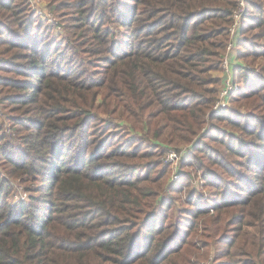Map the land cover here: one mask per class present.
<instances>
[{"label":"trees","instance_id":"obj_1","mask_svg":"<svg viewBox=\"0 0 264 264\" xmlns=\"http://www.w3.org/2000/svg\"><path fill=\"white\" fill-rule=\"evenodd\" d=\"M80 2L74 27L91 34L67 49L64 60L72 67L65 73L63 65L50 70L39 44L9 43L12 50L31 48L24 59L33 75L7 84L13 127L23 134L16 142L0 126V264H190L197 218L205 213L188 210V224L160 214L165 174L132 173L140 165L136 137L146 132L158 147H178L196 142L215 119L221 79L212 73L224 60L240 0H117L108 9V0ZM248 8L262 14L264 0H251ZM16 9L0 0L1 37L12 33L7 20H17ZM109 22L127 27L125 51L116 50ZM252 25L242 30V57L256 61L264 50L248 42L264 41V17ZM86 56L106 62L105 69H94L90 78L79 66ZM249 91L246 107L264 104V84ZM118 113L131 131L113 124ZM248 117L264 125V116ZM229 123L249 139L226 130L224 139L211 134L214 143L225 147L230 138L229 144L204 157L214 164L215 153L234 154L242 160L232 167L258 170L246 179L249 188L233 200L224 194L216 216L203 222L209 221L208 236L220 233L214 245L219 264H264V128ZM237 171L227 173L241 181ZM34 181L41 183L39 196L11 202L14 182L26 188Z\"/></svg>","mask_w":264,"mask_h":264},{"label":"rangeland","instance_id":"obj_2","mask_svg":"<svg viewBox=\"0 0 264 264\" xmlns=\"http://www.w3.org/2000/svg\"><path fill=\"white\" fill-rule=\"evenodd\" d=\"M116 1L108 0L105 4L106 8H111L113 6L111 4ZM250 1L240 0V8L236 9L240 14L236 18L238 26L235 33L236 37L231 40L232 35L230 33L229 40L233 41L234 49H232V52L226 49L224 60L219 63V70L212 73L213 76L221 79L219 88L223 86V81L226 77L230 76L234 80L237 89L229 98L228 106L222 110L215 109L220 97L221 90H219L211 109V113L215 115V119H210L203 127L201 137L196 142L189 144L182 143L178 147L169 146L165 148L153 144L146 132H139L136 137L137 140H141V148L138 153L139 158L135 161L140 165L139 171L132 173L134 175H142L145 171L148 172L149 168H152L153 176L165 174L163 176V182L166 185L165 191L161 192L162 200L165 201H162L157 207L160 214L164 216L165 211H167L171 221L188 224L192 220L188 215V210H199V212L205 213V215L197 218V222H199L198 234L194 238L195 242L193 241L196 253L192 256L190 264H219L216 261L217 252H215L214 245L220 233L215 232L213 237L208 236L209 233H206L207 229L205 226L209 221H203L216 216L217 209L214 206L223 199V196L226 195L227 200H233L239 196L237 194L241 192L240 190H243L246 186L249 188L245 181L249 179L248 176L254 173V170H258L254 168L251 171H246L237 165L232 167V162H241L242 160L234 154L221 156L215 153L214 164L204 157V155L209 156L213 148L224 152V149L229 144L230 138L227 139L225 147L214 143L208 137L211 134H214L216 138L224 139L223 136L225 135L222 136V134L229 131L239 137L249 139L242 135L238 124L229 123L231 119L241 124L246 122L250 126L257 128L262 126L264 128V125L259 120L248 117L249 114L253 115L254 118L263 117L264 104H260L255 109L248 108L246 107L248 100L243 97L244 94L250 92L249 90H257L264 84V56L258 58L256 61L253 57H248L247 59L242 57L247 48L245 41L242 39V30L250 29L253 26L252 24H257L264 17V11L260 14L256 10L248 8V2ZM2 2H10L15 9L17 8V20L19 17L23 20L18 21L20 26L16 24L17 20H7L9 22L8 28L13 31L12 33L6 31L10 34L8 36L4 34L1 37L0 34V126L12 136V140L19 142V138L23 133L17 132L13 127L12 119L14 114L10 111L11 107L7 104L8 102L5 97L13 92L9 91L7 85L11 83V80H24L28 78L32 80L33 73H28L27 71L30 68L31 62L24 59L31 54L32 50L31 48L24 50L21 47H17V50H12V46L9 43L14 42L15 44H19L23 42L30 44V47L39 44L41 50L44 52V56L47 58L45 63L50 65V70L60 71L59 67L63 65L64 71L61 70V74H63L72 67L70 60H64L65 57L69 58V55L67 56L66 54L67 49L72 44L87 41L90 38L89 34H91V31H85V29L76 30L74 27V24L78 22L79 5L82 3L80 0H2ZM241 3L243 4L241 5ZM15 4L17 7H15ZM0 25L5 26L3 21L0 22ZM105 26L114 32V38L118 42L116 50L118 52L125 51L127 49L126 42L129 39V34L124 23L109 22ZM75 30L76 32H74ZM68 37L72 40L70 41L72 43L66 39ZM257 42L250 40L248 46L250 44H260L256 49L262 52L264 49H262L261 45L264 46V41ZM96 59L95 57L86 56L79 63L82 71L86 70L90 74V78L93 77L92 71L94 69L103 70L105 69L104 64H107L106 62H98L100 60ZM99 92L101 96L98 97V102L104 97L105 91L100 90ZM113 93L114 91H110L111 95ZM111 98L117 99L114 96H111ZM119 101L122 102L121 100ZM114 118L116 119L113 124H121L122 130L131 131L130 125L120 119L122 118L121 113H118V118ZM235 142L238 141L236 140ZM239 148L242 150V147ZM171 153H175L177 158L171 160ZM259 156L261 157L260 154ZM228 166L231 169H227ZM0 170H2L1 167ZM227 170H238L237 175L241 181L234 180V177L230 176ZM27 184V187L24 188V185L20 186L17 182H14L15 188L13 192L15 194L10 199L11 202H16L15 200L21 198L27 200L29 196H39L38 189L41 183L34 181ZM222 184L227 186L225 192H223ZM248 231L252 234H258V228H250ZM224 240L229 241L230 237H225ZM207 244L210 245L207 246Z\"/></svg>","mask_w":264,"mask_h":264},{"label":"built area","instance_id":"obj_3","mask_svg":"<svg viewBox=\"0 0 264 264\" xmlns=\"http://www.w3.org/2000/svg\"><path fill=\"white\" fill-rule=\"evenodd\" d=\"M243 3H241L242 5ZM240 8V7H239ZM239 12L235 11L234 12V24L232 25V27L230 28V33L232 35L231 40H233L236 36L235 33L237 32L238 26L236 23V18L239 17ZM227 51L232 52V49H234V43L233 41H230L229 45L227 46ZM237 87L234 83V80L231 79L230 76L226 77L223 81V86L220 88V97H219V101L216 103L215 109L216 110H222L225 107L228 106V100L229 98L234 94V92L236 91ZM175 158H177V155L175 153H171L170 154V159L174 160Z\"/></svg>","mask_w":264,"mask_h":264}]
</instances>
